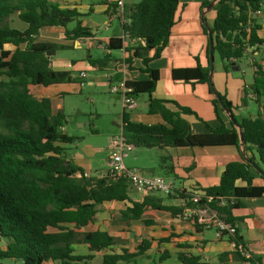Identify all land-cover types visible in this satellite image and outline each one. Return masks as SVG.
Segmentation results:
<instances>
[{"label": "trees", "instance_id": "obj_1", "mask_svg": "<svg viewBox=\"0 0 264 264\" xmlns=\"http://www.w3.org/2000/svg\"><path fill=\"white\" fill-rule=\"evenodd\" d=\"M83 0H0V259L20 260L22 264H92L96 253L103 252L101 264H137V257L145 255L152 241L141 240L133 251L116 248L114 235L103 230H83L95 220L98 207L106 201H131L130 183L126 177L84 176L85 169L74 163L66 154V145L76 137L63 132L67 115L53 111L50 97H37L32 93L34 85L50 86L59 83L80 84L84 79L73 76L69 70H55L48 53L70 46L40 39L45 27H60L64 41H75L94 36L92 28L83 23L78 3ZM73 2V3H72ZM90 10L97 4H107L113 13H118L117 3L108 0H91ZM205 3L202 8L207 7ZM235 4V6H233ZM264 0H220L214 9V53L229 70L233 63L252 57L253 51L264 45L259 35L262 24L258 14L264 10ZM179 0H140L126 2L121 19L122 35L111 37L105 48L109 51L123 50L122 61L130 70L136 69L135 60L141 62L139 69L149 75L147 80L126 81L132 95H149L155 90L159 71L150 63L160 58L170 42L176 21ZM236 7H239L236 9ZM16 15L26 24L25 29L15 27L10 18ZM75 22L73 27L70 24ZM207 24H202L208 36ZM12 45L13 49H7ZM209 55V42L207 46ZM109 54L102 59H93L91 64L104 66ZM254 78L245 85L242 102L253 100L258 105L255 115L239 117L234 113L233 103L220 92L225 105L234 114L238 125L231 120L225 123L219 99L213 93L210 82V63L199 62L192 68L173 69L172 77L191 83H206L212 94V105L220 120L218 127L203 121L206 133H196L183 114L199 115L190 107L176 101L149 97L147 111L160 114L163 122L145 124L133 122L123 112L121 131L134 148H174L233 145L240 159L227 164L219 182L202 188L197 201L196 193L178 190L185 200L184 205L163 203V196H145L141 201H131L121 210L124 220H140L146 209L152 208L184 217L192 209H210L224 220L237 225L240 220L234 211L243 207V200L264 196V176L259 172L262 184H254L251 169L253 163L264 171V65L253 61ZM252 94V97L249 96ZM172 104L176 109L169 108ZM239 126L243 132L245 155L241 152ZM238 181L246 183L238 185ZM144 220V219H142ZM196 228L203 227L197 215L190 219ZM148 225L153 220L145 219ZM176 233L158 239L160 244L170 243ZM229 239L234 243L235 259L240 263L260 264L240 234L238 225ZM84 244L89 253H76L73 244ZM185 249L189 245L176 243ZM105 251V252H104ZM107 251V252H106ZM228 253H222L221 264H228ZM169 257L163 251L158 262ZM178 257L184 264H208L201 255L180 251Z\"/></svg>", "mask_w": 264, "mask_h": 264}, {"label": "crops", "instance_id": "obj_2", "mask_svg": "<svg viewBox=\"0 0 264 264\" xmlns=\"http://www.w3.org/2000/svg\"><path fill=\"white\" fill-rule=\"evenodd\" d=\"M84 1V0H83ZM77 2L78 8L82 13L90 14L93 11H100L106 15L105 25L111 28L114 23L117 24V30L114 35L97 39L95 31L93 37L84 38L75 41H64V30L60 27H45L41 30L40 39L67 43L72 48L81 49L83 43L90 42V47L100 46L103 52V57L109 54L104 66L93 65L91 60L102 59L103 57H94L90 49L88 48V56L85 60V67H89L91 70L96 72L105 71V74H96L94 77L95 82H102L104 77H106L109 85L111 83H118L119 81H139L149 79L147 73L142 72L139 67L141 66L140 60L136 59L134 66L136 69L130 70L126 63L122 61L126 56L123 50L109 51L105 48V43L111 37H117L122 35L121 19L118 13H113L109 9L107 4H97L90 10V3ZM140 0H127V2H139ZM212 2V0H179V6L176 13V21L171 31L170 42L168 46L163 51L160 58L153 60L150 66L159 71V79L156 84L155 90L149 95L148 93L140 94L136 97L138 102V107L135 109H128L123 105V101L120 95V104L118 113H113L115 121L119 122L120 129L118 132L113 130L107 131L108 145L106 147L108 151V146L112 137L116 136L121 131L122 125V115L123 112L129 114L131 121L133 122H143L145 124H157L163 122V118L160 114H149L147 111V106L149 102V97L160 100L176 101L182 106L190 107L194 110L202 120H199L195 115L183 114L182 116L189 122L192 130L196 133H206L208 130L205 127L203 121L207 122L212 127H218L220 125V120L218 119L214 106L212 105V94L210 93V87L206 83H191L182 80H175L172 77L173 69L181 68H192L195 67L198 62L206 66L208 64L207 46H208V36L204 34L202 28V12L205 13V19H207L209 25L213 24L216 17V10L213 8L208 9L207 7L202 8L205 3ZM73 3V2H72ZM264 8V5H263ZM264 11V10H263ZM261 11L257 16L260 18L263 15ZM112 14L116 16L108 23V19ZM86 15V16H87ZM261 15V16H260ZM81 17L83 23L93 27L88 24L87 20ZM262 24V29L259 31V35L264 38V22L259 20ZM24 28L21 29H25ZM119 31V33H118ZM7 49H13L12 45H7ZM261 52H264V45L260 46L258 50L255 49L252 53V57L247 60H241L234 65L237 67L233 69V64L229 70L224 68L223 61L220 59V67H215L213 74V82L215 88L218 92L225 95L228 100H230L234 105V113L239 117H244V110L248 107L249 100L246 104L242 102V95L245 85L252 83L245 79L246 69L248 67L252 68L253 78H254V67L253 61L257 60ZM56 55V53L54 54ZM51 56L52 66L55 70H69L73 72V76H79V72H74L75 62L70 61H57L55 63L53 57ZM217 58V55H216ZM220 58V57H219ZM258 61V60H257ZM55 63V64H54ZM88 71V70H84ZM88 75V73H87ZM76 82L71 83H59L50 86L34 85L31 87L32 93L37 97H50L52 99L53 111L57 112L61 110L55 107V102L62 101L64 96L69 93H75L77 90L73 88ZM93 84V81H90ZM82 85V84H80ZM169 108L176 109L172 104H168ZM258 110V107H257ZM255 113H249L248 116L255 115ZM221 118L225 123H229V116L224 111H220ZM82 125V124H81ZM128 168H137L145 176H164L167 175L168 178L174 180L175 191L174 197L163 196V203L167 205H184L185 200L179 196L178 190L192 191L194 193H199L200 189L215 185L219 182V179L224 172L227 164L231 161H236L240 159L238 150L233 145H215V146H182V147H170L167 149L160 148H134L129 156ZM126 159V158H125ZM74 163L82 166L85 172H88L91 176L92 173V163L90 159L76 157ZM106 170V169H105ZM104 170V171H105ZM254 178V184H262V180L259 178V171L256 168L251 169ZM100 175V173H99ZM99 175L97 177H99ZM238 185L245 186L246 183L243 181H238ZM129 196L131 201H141L144 196L136 192L134 189H130ZM159 196V195H153ZM131 201H106L99 207L116 205L120 210L126 209L128 205H132ZM243 207L234 211V214L238 217L237 225L240 229V234L243 236V240L248 247L249 251L260 259V264H264V196L255 198H246L243 200ZM98 207V208H99ZM191 213L198 215L199 218L206 219L204 215L212 216L217 214L216 211L204 208V209H192ZM149 213L154 216L153 219L145 218L146 214ZM108 213L101 212L98 209L95 220L90 226H95L99 224V219L107 215ZM171 215L168 212H163L159 210H154L152 208L146 209L143 214L142 219L153 220L154 222L148 225L144 220H129L130 222L125 224V226H120L126 232V238H132L135 233V225L137 222L143 221L145 224V229L149 228L150 236L144 235L141 240L148 239L152 241V247H156L159 256L163 251L169 252V257L163 262H147L145 264H184L182 260L179 259L178 253L180 251H189L193 254L201 255L203 260L208 264H221L219 256L222 253H228L227 263L228 264H243L235 259L233 254L235 250L234 243L229 239V236L223 238H217L214 228H196L193 221L186 219L184 217H171L169 222L161 221L163 217ZM200 218V219H201ZM128 221V220H122ZM119 224H121L119 222ZM99 230L108 231L114 235L117 239L118 244L116 248L123 247L120 235L114 234L111 229L97 228ZM95 229V230H97ZM94 230V229H93ZM146 233V231H145ZM170 233H176L177 236L173 238L170 243L158 242L161 237L169 236ZM140 240V241H141ZM139 241V242H140ZM138 242V243H139ZM137 243V244H138ZM176 243H182L189 245L188 248L182 249L176 246ZM165 244L167 249H162V245ZM151 249V248H150ZM148 249L145 253L147 256ZM134 249H130L133 251ZM138 263V260H137Z\"/></svg>", "mask_w": 264, "mask_h": 264}, {"label": "rangeland", "instance_id": "obj_3", "mask_svg": "<svg viewBox=\"0 0 264 264\" xmlns=\"http://www.w3.org/2000/svg\"><path fill=\"white\" fill-rule=\"evenodd\" d=\"M90 1L91 0H84L83 2L88 3ZM83 19L87 20L88 24L93 27L92 30L97 33L96 38L99 40L114 35L117 30L120 31V28H116V26H118V22L117 24L114 23L111 28H108L104 23L106 20V15L98 10L93 11ZM258 20L264 22V11L263 15L258 18ZM10 21L13 26L18 28H24L26 26V24L17 18L16 15H13L10 18ZM74 25L75 22L71 23L70 27H73ZM89 43H83V47L81 49L68 46L65 48H60L57 51L55 50L56 55H54L55 53H52V55H54L53 59L55 63L60 60L75 62L74 72H79L80 69L88 70V76L84 79V83L82 85H80L79 80H76L75 85H72V87L76 88L77 91L75 93L66 94L62 101H56L55 107L60 108L67 115V123L62 129L63 132H65L67 135L76 137L74 142L66 145L67 156L72 160H74L76 157L90 159L92 163L91 173L93 176H98L99 173L108 167V153L106 149L108 145L107 131L113 130L114 132H118L120 129L119 122L115 121L113 113H118L117 108L119 107L121 98L117 94L111 92L110 85L106 77H104L102 82L94 81V77L97 73L104 75L105 71L96 72L91 70L89 67L84 66L85 60L88 56V48L94 57H103L101 47L96 46L92 48L90 47L91 44ZM257 60L264 65V52L260 53ZM220 65V58L217 56V58H215V67L219 68ZM245 69V79L250 82L253 80L252 68L248 67ZM90 81H93V84H90ZM140 101L141 100H138V102ZM257 107L258 105L255 101L249 100L248 107L244 110L245 116H248L249 113H255L257 111ZM128 162L129 159L126 158L125 163L128 164ZM164 177L171 180L167 175H164ZM175 195L172 194L169 195V197H174ZM99 210L101 212L105 211L108 214L102 217V219H99V224L83 228V230H95L100 227L106 228L107 230L111 229L110 232L120 235L119 237L123 247L128 249H135L137 243L144 235H147L148 237L152 234H150L149 228L145 229V224L143 221H141L137 222L138 224L135 225V233L132 235V238H126V231L123 228H120V226L123 227L130 221H122L123 218L121 217V212L117 206H101L99 207ZM193 214L196 215L195 213ZM197 216L199 217L200 213ZM171 217V215H168L163 217L161 221L169 222ZM204 217L206 219L209 218L207 215H204ZM145 218L153 219L154 216L147 213ZM119 222L121 224H119ZM203 225V228L207 227L205 224ZM4 242V240H0V244H4ZM161 247L162 249H167L165 244H163ZM73 248L75 249L76 253L79 254L87 255L89 253L87 247L82 243L73 244ZM147 254V256L137 257V264L158 262L159 253L156 247H151ZM102 256L103 252L96 253L92 259V264H101ZM0 264H22V262L20 260L12 261L11 259H0ZM46 264L59 263L56 261H49Z\"/></svg>", "mask_w": 264, "mask_h": 264}, {"label": "built area", "instance_id": "obj_4", "mask_svg": "<svg viewBox=\"0 0 264 264\" xmlns=\"http://www.w3.org/2000/svg\"><path fill=\"white\" fill-rule=\"evenodd\" d=\"M109 2L115 1L117 3V11L119 16H123L124 7L127 0H108ZM116 15L112 14L108 19V23ZM87 72L82 70L79 73V77L85 79ZM111 92L121 96L123 105L128 109H135L138 107V102L135 96H133L132 88L129 87L126 81H119L118 83L110 84ZM249 96L252 97V94ZM134 149L133 144L127 142L125 137L120 131L119 134L112 137L108 146V167L105 171H102L99 177H109L117 179L120 177H126L129 180L130 187L142 196L159 195L169 196L175 191V185L172 180L165 178L164 176H145L137 168H128L125 164V158H127L130 152ZM84 176H91L88 172L84 173ZM202 192L196 193L193 197L194 201H197ZM193 213L186 212L184 218L191 219ZM201 218V217H200ZM199 218V223H203L207 228H214L217 238H223L225 236L233 235L236 231L235 224H232L217 214L210 216L208 219ZM244 264H251L249 261Z\"/></svg>", "mask_w": 264, "mask_h": 264}, {"label": "water", "instance_id": "obj_5", "mask_svg": "<svg viewBox=\"0 0 264 264\" xmlns=\"http://www.w3.org/2000/svg\"><path fill=\"white\" fill-rule=\"evenodd\" d=\"M220 1V0H212V2L208 5V9H211L215 6V4ZM233 6H235V4H233ZM239 7H236V9H238ZM202 22L204 24H207L206 19H205V13L202 12ZM207 29H208V39H209V63H210V74H209V82H210V86L211 89L213 91V93L217 96V98L219 99V102L223 108V110L227 113V115L229 116L230 120L235 124L238 125V122L234 116V114L232 113V111L225 105V103L223 102L221 96L218 94L217 89L215 88L214 82H213V74L215 71V53H214V38H213V33H212V27L211 25H207ZM52 53H55V50H52L48 53L49 56L52 55ZM237 67L234 65L233 63V69H236ZM239 129V133H240V137H241V152L243 155H245V147H244V140H243V132L242 129L237 126ZM254 168H256L263 176H264V171L259 168L256 164H254Z\"/></svg>", "mask_w": 264, "mask_h": 264}]
</instances>
